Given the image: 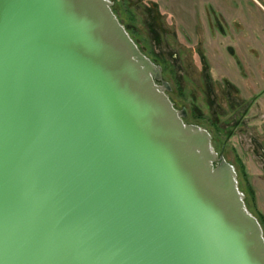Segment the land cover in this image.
I'll use <instances>...</instances> for the list:
<instances>
[{
	"label": "water",
	"instance_id": "obj_1",
	"mask_svg": "<svg viewBox=\"0 0 264 264\" xmlns=\"http://www.w3.org/2000/svg\"><path fill=\"white\" fill-rule=\"evenodd\" d=\"M111 0H0V264H264L210 132Z\"/></svg>",
	"mask_w": 264,
	"mask_h": 264
},
{
	"label": "rangeland",
	"instance_id": "obj_2",
	"mask_svg": "<svg viewBox=\"0 0 264 264\" xmlns=\"http://www.w3.org/2000/svg\"><path fill=\"white\" fill-rule=\"evenodd\" d=\"M162 68L187 124L212 135L264 231V0H111ZM219 154V153H218Z\"/></svg>",
	"mask_w": 264,
	"mask_h": 264
},
{
	"label": "trees",
	"instance_id": "obj_3",
	"mask_svg": "<svg viewBox=\"0 0 264 264\" xmlns=\"http://www.w3.org/2000/svg\"><path fill=\"white\" fill-rule=\"evenodd\" d=\"M170 97V96H169ZM170 99H171V97H170ZM171 101L173 102V100L171 99ZM174 103V102H173ZM219 153V155H221V154H223L222 153V151H220V152H218ZM238 173V172H237Z\"/></svg>",
	"mask_w": 264,
	"mask_h": 264
}]
</instances>
